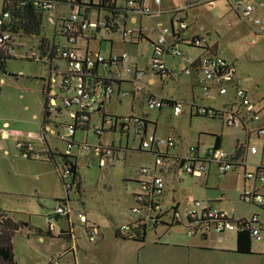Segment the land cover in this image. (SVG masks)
I'll use <instances>...</instances> for the list:
<instances>
[{"label": "built area", "instance_id": "obj_1", "mask_svg": "<svg viewBox=\"0 0 264 264\" xmlns=\"http://www.w3.org/2000/svg\"><path fill=\"white\" fill-rule=\"evenodd\" d=\"M34 6L44 15L45 25L52 29L51 36L45 37L51 49L44 55L39 51V42L33 53H26V59L41 61L49 69V79L46 82L50 91L49 112L57 115L62 111L59 102L70 111L72 123L67 125L68 138L67 147L71 151L77 148H85L99 158L101 168L112 165L114 160L125 161L126 156L114 143H103L98 146L86 144L81 145L75 140L77 132L84 127L89 131L93 129L101 138L105 133L120 131L121 134L131 137L134 134L140 140V151H150L155 158V166H144L140 175L144 176L138 184L134 193L135 206L131 210L132 221L118 229L122 235H128L139 226L154 228L163 226L167 230L183 227L190 237L207 236L216 234H236L249 231L253 241L261 242L263 239L264 222L258 214L236 217L232 212L206 205L202 201H195L183 214L176 206H166L164 195L166 190L165 179L156 174L157 167L167 168L170 165L171 149L175 148L176 140L173 137H161L156 133L146 136L145 120L136 114L115 115L105 111V105L114 98L123 99L137 98L146 92L147 71L138 68L131 63L128 53L107 56L102 52H94L87 46L89 34L101 32L120 33L125 43L134 44L141 38L142 30L129 27L126 21L132 15L157 16L169 14L174 19L173 26L162 27L158 34V40L153 42L151 68L159 73L163 80L178 74L175 68L166 65L165 58L168 54L182 60L180 73L191 76L193 72L200 71L199 85L203 93L211 94L212 87L219 95H228L231 89L234 91L235 99L238 101V109L206 107L203 105L193 106V115L221 118L228 127L247 126L249 121L258 122L263 117L256 110L252 98L243 88L235 87L237 68L222 56L205 53L198 59L184 54L180 49L182 44L200 50L208 49V40L203 35H192L190 26L185 20L184 13L188 9L198 6V0H185L176 8L163 10H152L145 4V0H117L116 8L120 10L119 15H114L109 9L114 0H32ZM231 9L236 13L237 19L249 23L255 30L257 37H264V21L257 16L264 14V2L251 3L247 1L228 0ZM161 0H156L160 5ZM68 10V11H66ZM176 20V24H175ZM10 11L0 14V46L6 53L14 58L17 56L16 34L10 30H4L11 23ZM235 20H229L232 26ZM175 24V25H174ZM45 27V26H44ZM23 35V34H20ZM30 38L29 36L23 35ZM34 38V37H31ZM86 43L83 49L80 44ZM256 44V39L250 41ZM55 49V50H54ZM54 50V51H53ZM120 69V74L114 75L115 69ZM123 85H125L123 87ZM147 108L150 110H162L170 107L175 116L183 114L186 101L182 99L158 98L150 95L146 99ZM98 117L94 123L93 118ZM88 124H90L88 126ZM10 126H0V138L7 139L11 135L17 141V147L21 155L31 159H42L44 153L37 152L32 140L20 142L19 134H11ZM257 135L264 137V127L256 130ZM44 134V132H43ZM251 154H257L255 146L247 145ZM86 151V150H85ZM127 154V153H126ZM179 168L190 176H205L212 167H215L219 176H226L239 167H246L245 158L234 159L227 150L216 142L211 143L203 154L197 146H191L187 153L177 158ZM71 166L63 165L59 168L61 179L67 188L68 198L64 202L44 214L49 232H54L58 219L70 214H76L81 223L85 225L88 239L91 243H97L100 237L99 226L89 222L86 213L75 211L70 203L72 192H77L78 182L71 173ZM245 178L250 183L242 194V201L248 206H264V194L260 186H264V166L245 172ZM68 179L71 181L68 182Z\"/></svg>", "mask_w": 264, "mask_h": 264}, {"label": "rangeland", "instance_id": "obj_2", "mask_svg": "<svg viewBox=\"0 0 264 264\" xmlns=\"http://www.w3.org/2000/svg\"><path fill=\"white\" fill-rule=\"evenodd\" d=\"M161 1L162 5H157L156 0H148V6L156 11L158 9L169 10L179 4L177 0ZM198 1L199 4L195 8L198 9L199 13L195 14L191 10L187 13L188 17L185 13L186 21L194 29L203 26L210 31V40L212 43H218L220 55L236 63L241 84L253 94L259 91L264 96V37L258 38L255 30L248 23L237 19V15L234 11L232 12L228 0ZM235 1L237 2V0ZM250 1L256 3L255 0ZM119 3H123V0H119ZM2 10L3 0H0V12ZM169 16L163 14L145 16L140 19V22L135 27L139 28L142 25L147 28L146 31L150 36L149 41L142 43L141 46L126 45L122 41L120 33L113 34L112 38L116 42V47L130 53L137 60L139 59L141 63L147 64L151 59L152 43L158 40V34L161 31L158 23L162 21L164 26H169ZM259 16L264 21V14L260 13ZM230 19L235 20L232 27L229 26ZM47 32H49L48 28ZM107 37V34H102L98 43L91 44V50L94 52L99 51V42L101 41L102 50L107 56L110 55V42ZM257 38V44L250 43L251 40ZM24 40L25 42L18 36V43H23L26 46L18 47L16 58L8 59L6 62L7 71L0 72V123L3 124L9 121V132L11 134L18 133L20 142L31 140L34 138V132L39 133L42 131L44 117L43 82H47L49 79V69L46 65L41 61H30L24 58L26 52L30 54L34 51L38 52L34 48L39 38L24 37ZM80 46L85 49L86 43L82 42ZM140 55H145V59H142ZM155 93L158 96L168 98H177L179 95L176 85L173 83L165 87L157 86ZM59 105L62 113L51 116L59 137H53L52 142L53 145L59 146L60 151L65 154L68 148L66 142L69 140L67 125L72 123V119L63 104L59 102ZM106 111L120 116L130 114L142 116L149 121V132L154 131L156 123L158 127L157 135L175 137L179 141L180 147L181 145L185 147L195 146L200 137L213 140V136L210 135L215 133H224L232 143L236 142L237 138L241 142H245L246 133L243 128L228 127L224 125L221 118L211 119L191 116L190 114L177 117L174 115L173 110L168 107L163 111H150L146 115V104L140 101L134 102L133 98L125 99L122 105L109 103L106 106ZM97 119L98 117H94L93 122L95 123ZM86 135V131L79 130L77 132V140L86 144ZM89 135L87 144L92 147L98 146L100 140L103 143L114 141L118 147L126 148L125 150L128 152V160L126 162L116 161L107 168H101L99 159L97 156L92 155L87 147L84 152H79L77 149L73 151L74 154L79 153V170L83 181V189L82 193L72 192L70 203L76 212L86 213L95 225L101 226L100 228L103 231H108L107 222L112 224L109 220L110 215L116 217L119 223L123 224L126 216L130 214L135 206L131 190L132 184L127 178L140 177L139 173L142 166H152L156 157L150 151L139 150L140 140L134 134H131L128 139L127 136L122 137L120 131L118 133L107 132L101 138L91 129ZM12 140L9 142L11 143L10 154L5 155L4 152H0V209L8 213L0 214V221L4 219V215L7 217L10 215L14 220L24 225V228L16 233L13 239L15 260L18 264H33V260L39 257L38 254L49 257L57 254L56 258H61L58 260L59 263L74 264L73 259L69 263L66 257H61L64 255L61 249V240L45 234L47 233V224L44 214L50 209L56 208L59 205L58 200H67V188L55 165L52 166L54 170V174H52L49 166L45 164L46 160L22 157L20 150L17 148V141ZM251 141L252 143L257 142V135H254ZM263 145L264 139H261L260 153L247 157L250 169L254 168V166H264ZM59 159L58 165L62 169L64 165L62 156H59ZM214 179L216 182L223 180L222 177L218 176H215ZM70 181L68 179L67 184ZM231 186H234V184H231ZM179 191L181 192L179 196L182 198L179 200L184 206L186 204L188 206L191 205L188 208L192 207L195 201L214 200L202 199L203 196H221V193L216 188H205L200 181L190 177H184V181L179 184ZM232 192L235 193L236 190ZM228 200H230V203ZM225 203L236 206L237 216L258 214L259 208L245 205L240 200V197L234 196L233 199H227ZM214 205L216 204L214 203ZM188 208L180 209V211L184 214ZM226 209L231 211L230 208ZM73 217L78 224H82L77 215H73ZM59 227V223H57V229ZM161 229L164 230V228ZM38 231L44 232L43 236H46L44 244L39 242ZM56 231L58 232V230ZM84 231L82 232L78 228V234L82 235L83 243L87 244L88 241L85 237L87 234ZM161 231L159 230L158 233H162ZM158 233L151 228L148 230L146 248L141 254L139 253V246L135 245V243L127 244L128 247L133 249L135 263L140 264L139 255L144 256L146 251L155 249H159L160 259L164 262L178 261L181 264L192 262L187 251L174 246V244H182V242L192 238L188 235L185 228H173L161 240L158 238ZM217 236L219 235H212L213 238H217ZM217 239L215 240L218 242ZM213 244L223 247V245L215 242ZM132 245H135V249L132 248ZM195 255L200 258L201 263H230L239 259H251L248 256L225 254L215 250L196 252ZM41 260L44 262L43 264L48 261L46 258H41Z\"/></svg>", "mask_w": 264, "mask_h": 264}, {"label": "crops", "instance_id": "obj_3", "mask_svg": "<svg viewBox=\"0 0 264 264\" xmlns=\"http://www.w3.org/2000/svg\"><path fill=\"white\" fill-rule=\"evenodd\" d=\"M177 1L180 4L181 2H183L185 0H177ZM241 1L251 2L250 0H241ZM255 1H256V3L264 2V0H255ZM4 3H5V0H3V10H4ZM145 4L148 5V0H145ZM160 5H162V2ZM178 5L171 7V9L176 8ZM3 10H2V12H3ZM158 10H160V9H158ZM161 10H163V9H161ZM191 10H193L195 14L199 13L197 8L188 9L185 11L187 17H188L187 13ZM66 11H68V10H66ZM163 11H166V10H163ZM2 12H0V14ZM232 12H233V10H232ZM185 13H184V17H185ZM167 15H169V14H167ZM259 15H260V13L257 16H259ZM143 17H145V16H139L137 14L132 15L126 21V24L129 27L136 28L135 25H137L140 22V19H142ZM169 18H170L169 19V23H170L169 26H173V20L174 19L171 17V15L169 16ZM175 24H176V20H175ZM169 26H164V22H162V21H160L158 23L159 28L169 27ZM189 26H190V33L192 35H203L207 38L209 47L205 51V50L196 49L194 47L182 44L180 46V49L184 52L185 55L190 56L194 59H198L199 57H201L205 53L217 54L219 56H222L218 52V43H212V41L210 40V36H209L211 33L210 31L206 30V28L203 26L198 28V29L192 28V26L190 24H189ZM47 28L49 29V32H47ZM137 29L142 30V35H141V38L138 40V42H136L134 44L125 43L122 36H121V39L124 42V44L131 45V46H141L142 43H146L149 41L150 36L148 35V33L146 31L147 28H145L141 25ZM51 34H52L51 27L48 25H45L42 36L49 38V36H51ZM102 34H107L108 35L107 40L110 42L111 53L108 56L115 55V54H121V53H128V52L124 51L123 49H118L115 45L116 42L112 38V36H113V34H119V33H113V32H109V31L101 32L99 34H94V33L89 34L88 35L89 38L87 40V46L91 47V44L98 43L99 37H101ZM18 36L21 37L22 41L25 42V40H24L25 36H23V35H18ZM26 38H28V37H26ZM38 38L40 39L41 37H38ZM258 38L256 39V44H257ZM16 40H17L16 45L19 44L21 46L23 44V43H18V38H16ZM100 43H101V41L99 42L100 46L98 45L99 46L98 52H102L106 55V53L102 50V43L101 44ZM22 46H26V45L23 44ZM152 46H153V43H152ZM128 54L131 57V63L132 64L136 65L138 68H142V69L147 71V77H146L147 87H146V92H145L146 94L144 93L142 96H139L137 98H133L134 102L140 101V102L146 104V99L150 95L158 97V98H168V97L158 96L155 93V88H157V86L165 87V86L173 83L176 85V90H177V93L179 95L177 98H168V99H182V100L186 101V105L184 107L182 115L190 114L191 116H197V115H193V113L191 111V108L193 106H197V105H203L206 107H215L217 109H224V108L238 109L239 108L238 107V101L235 99L233 89L230 90L228 95L222 96V95H219V93L215 90L214 87H212L211 94L206 96L203 93L202 88L199 85V79L201 78L200 71L195 70L191 76H185V75L181 74L179 68L182 67V60L178 57H174L173 55L168 54V56L165 58L166 65L170 68H175V70L179 71V72L175 76L163 80L162 77L159 75V73L155 72L151 68V59L147 64H144L143 62L141 63V61L139 59L137 60V58L132 56L130 53H128ZM151 56H152V49H151ZM140 57L142 59H145V55H140ZM24 58L26 59V57H24ZM26 60H29V59H26ZM226 60L228 62L234 64L237 68V65L235 62H231L228 59H226ZM113 74L114 75L120 74V69H118V68L115 69ZM234 85H235V87L243 88L247 92V94L254 101V103L256 105L257 112L260 113L263 118L258 122L249 121L247 123V126L240 127V128H243V130L246 133L244 143L241 142L239 138H237L236 142L232 143L231 141L228 140V138L225 136L224 133H221V134L215 133V134L210 135V136H213V140H211L209 138L206 139V138L200 137L197 145H195V146H197L200 150V153L203 154L205 152V150L207 149V147L211 143H213V142L217 143L218 142L216 136H220L221 139L219 142V146H221L222 148L227 150L228 153H230V155L234 159L237 160V159L245 158L247 161V157L249 155L255 156V155H258L260 153V140L264 139L263 136H259L256 133V130L264 127V96L261 95L259 93V91H256V93L253 94L252 92H250L247 88H245L241 84V80L239 79L238 68H237V78L235 79ZM124 86L125 85H123V87ZM124 101H125V99L116 97L109 103H112L115 105H122ZM109 103H107V104H109ZM107 104L105 105V111H106ZM168 108H170V107H168ZM164 109H166V108H164ZM164 109L158 110V111H163ZM67 111L70 114V111L69 110H67ZM150 111H153V110H150L147 108L146 115H148ZM60 113H62V111ZM115 115H117V114H115ZM52 119L53 118L50 117L49 119H47L45 121V119L43 117L42 131L39 133L34 132L35 133L33 135L34 138L31 140H32V143L34 144L35 150L37 152L44 153V158L46 157V159L42 158L41 160H46L45 164H47L49 166V168L51 170L50 172L52 174H54V170L52 169V166L55 165L56 170H57L58 174L60 175L59 166H58V162L60 160L59 156L64 155V152L60 151L59 146L53 145L52 138L53 137H59V133H58V131L55 127L54 121ZM144 120L146 122V126H145L146 136L152 135L154 133L157 134V129H158L157 124L155 123V125H154V128H155L154 131L149 132V121L146 118H144ZM221 120L223 121L224 125H226L225 121L223 119H221ZM7 124L10 126L9 121L4 122L3 124L0 123V126H5ZM231 128H235V127H231ZM43 132H44V134H43ZM86 133H87L86 142L88 143V138L90 136L89 135L90 130L88 132L86 131ZM114 133H118V132H114ZM254 135H257L258 141L255 143H252L251 139ZM121 136L124 137L125 135L121 134ZM12 137L13 136L11 135L7 139L0 138L1 139L0 140V152H4L5 155L10 154L11 143H9V142L12 140ZM170 137H172V136H170ZM173 138H175V137H173ZM13 140L16 141L15 137L13 138ZM75 140L77 142H79L81 145H83L82 142L77 140V134L75 136ZM175 140H176V146H175V148L171 149L169 152L171 154L169 167L163 168V167L158 166L157 171H156V174L162 176L166 182V190H165V195H164L165 205L166 206H169V205L170 206H176L179 209H186L189 206H191V205L188 206L187 204L184 206L182 204L181 200H179V199H182L179 196V193H181L179 191V184L182 181H184V177H190L192 179H196V180L200 181L202 184H204L205 188H208V189L209 188L210 189L216 188L217 191L219 193H221V196H216V197H214V196H203L202 199H214V200H210V201H203L206 205L222 208L225 210H228L226 208H230V210H231L230 212H232L236 217H241L242 215L237 216L238 213H237L236 206L233 204H229L230 200H228L229 203H225V202L227 201V199H233L234 196L240 197V200L242 201L243 191L247 186L250 185V183L245 178V172L254 170L255 168L260 167L262 165L254 166V168L250 169L248 166V163H247L246 167H239L236 170H234L232 173H230L226 176H219L216 173L215 167H212L210 169V171L205 176H202V177L190 176V175H187L186 173H184L179 168V164H178L179 162H178L177 158L185 155L191 146L185 147V146L181 145V147H180L179 141L176 138H175ZM113 142H111V143H113ZM114 144H115V142H114ZM247 145L257 147V149H258L257 154H251L250 151H248ZM263 147H264V145H263ZM74 150H76V149H73L70 151L67 148L65 154L70 156L71 162L77 164L78 171L80 174L79 153L74 154L73 153ZM77 150H79V152L85 151L83 148H77ZM121 151H122L121 154L122 155L124 154L126 156V159L123 162H126L128 160V152H125L124 150H121ZM92 155H94L96 157L95 154L92 153ZM22 157H24V156H22ZM24 158H26V157H24ZM27 159H29V158H27ZM116 161H118V160H114L113 164ZM155 164L156 163H154L152 166H155ZM152 166H150V167H152ZM142 167H144V166H142ZM55 174H56V172H55ZM215 176L222 177L223 180L216 182L214 179ZM143 178H144V176H142V175H140V177H137V178H127L128 181L130 182V184H132L131 190H132V197L133 198H134V193L138 189V186H139L138 182ZM231 184H234V186H231ZM82 187H83V183H82ZM259 188H260V191L264 194V186H260ZM82 189H81V193H82ZM233 190H236V192L233 193L232 192ZM79 193H80V191H79ZM133 201L135 203V199H133ZM214 203L218 206L214 205ZM252 207L259 208L258 209V215H259L260 219L264 220V206H252ZM5 213H7V212H5ZM73 215L76 216V214L73 213V214H70L69 216H63V217L58 219L57 223H59V226H60L58 229L56 227V230H58V232L55 230L53 233H50L48 231V227H47V233H45L46 235H50V237H52V238H59V240H61V243H60L61 247H62L61 249L64 253V255H62L61 257H63V256L66 257L67 260L69 261V263H71V261L73 259L74 264H138V263H135L133 249H131V247H128L127 244L135 243V245L139 246V253L141 254V252L143 250H145V248H146L147 235H146L144 242H139V241H135V240H131V239H127L125 237H122V235L120 236L118 234V231H117L120 227H122L125 224H129V222L132 221L131 212H130V214H128V216H126L125 221H124L125 223H123V224H120L119 220H117L116 217H114L113 215H110L109 220L112 222V224L105 220V222H107V224H108L109 230L103 231L100 228L101 226H99V228H100L99 241L97 243H91L88 239V236L85 235L86 240L88 241L87 244L83 243V240L81 238L82 235L78 234V228H80L82 232L85 230L84 232L87 234L85 225L83 223L81 225L78 224L76 222L75 218L73 217ZM8 216L11 219H13L10 215H8ZM243 216H245V215H243ZM87 218H88L90 223L95 224L94 222H92V220H90L89 216H87ZM14 221L17 222L16 220H14ZM17 223H19V222H17ZM23 228H24V225L21 224V228L18 232H20ZM161 228H164V230ZM152 229L156 233H158L159 230H162L161 231L162 233L157 234L158 238L160 240L167 234V232L171 231V230H167V228L163 227V226L154 227ZM147 234H148V232H147ZM38 235H39V242L41 244H44L46 242L45 241L46 236H43L44 232L38 231ZM212 235L210 234V235L202 236V237H200V236L192 237V238L186 240V242H182V244H174V246L178 247V249L181 248V249L188 252L192 262H187V264H264V231H263V239L261 242H258V243L255 241L252 242V253L251 254H239L236 252L237 246H238V235L225 234L222 236H217L218 239L213 238ZM215 239H217L218 242ZM163 241H166V240H163ZM167 241H169V240H167ZM213 242H215L219 245H223V247L216 246L215 244H213ZM166 243H170V242H166ZM135 245H132V248L135 249V247H134ZM205 250H215L217 252H221V253H225V254H237L240 256H248V258H251V259H239V260H236L235 262H230V263L229 262L201 263L200 258L197 255H195V253L205 251ZM159 255H160L159 249L146 251L144 256L139 255V259H140L139 263L140 264H181L178 261L164 262L162 259H160ZM38 256L39 257H36V259L33 260V264H43L44 262L41 260V258L48 259L46 264H62V262L59 263V261H58L61 258H56L57 254H53L52 256H50L51 258L49 256H45L43 254L42 255L38 254Z\"/></svg>", "mask_w": 264, "mask_h": 264}, {"label": "trees", "instance_id": "obj_4", "mask_svg": "<svg viewBox=\"0 0 264 264\" xmlns=\"http://www.w3.org/2000/svg\"><path fill=\"white\" fill-rule=\"evenodd\" d=\"M111 1V0H110ZM108 7L109 9H116V12L112 11L114 15H119L120 10L116 8L117 0ZM116 3V4H115ZM4 11H10L12 15V22L5 26L4 30H10L16 35H26L29 37H41L39 44V51L41 55H44L47 50H50V44L43 35L45 21L44 15L35 6L32 0H5ZM117 32V31H115ZM114 32V33H115ZM55 50V49H54ZM53 50V51H54ZM8 59H14V57L8 55L3 47L0 46V72H6V62ZM30 61H36L35 59H29ZM37 62V61H36ZM50 89L46 82H43V97H44V119H49L52 114L49 112L50 106ZM202 117V116H201ZM208 118V117H207ZM216 119V118H211ZM146 123V122H145ZM90 124H88L89 126ZM88 127L81 128L80 130H86ZM217 143L219 145L220 136H216ZM65 165L71 166L70 171L73 173L75 180L78 182L77 193H81L82 180L78 171L76 163L70 161L69 155H62ZM31 159V158H29ZM59 166V165H58ZM63 181V179H62ZM59 203L65 200H58ZM5 211L0 209V214H4ZM21 224L15 222L10 217L4 215V219L0 221V264H17L15 260L13 239L16 233L20 230ZM149 228L146 226H139L137 229H133L128 235H122L118 230V234L127 239L144 242ZM52 233V232H50ZM252 238L249 231L238 233V246L237 253L239 254H251L252 253Z\"/></svg>", "mask_w": 264, "mask_h": 264}]
</instances>
